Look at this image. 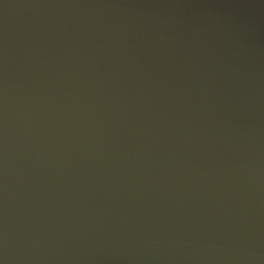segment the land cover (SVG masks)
I'll use <instances>...</instances> for the list:
<instances>
[{"label": "water", "instance_id": "95a60500", "mask_svg": "<svg viewBox=\"0 0 264 264\" xmlns=\"http://www.w3.org/2000/svg\"><path fill=\"white\" fill-rule=\"evenodd\" d=\"M0 264H264V0H0Z\"/></svg>", "mask_w": 264, "mask_h": 264}]
</instances>
